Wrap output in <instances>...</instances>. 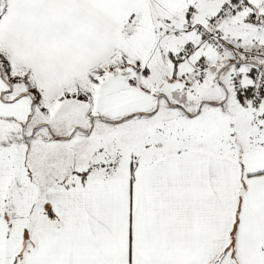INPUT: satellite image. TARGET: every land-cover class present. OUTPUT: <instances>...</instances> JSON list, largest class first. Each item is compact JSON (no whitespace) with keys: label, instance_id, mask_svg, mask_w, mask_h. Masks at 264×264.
<instances>
[{"label":"snow or ice","instance_id":"6c2138e0","mask_svg":"<svg viewBox=\"0 0 264 264\" xmlns=\"http://www.w3.org/2000/svg\"><path fill=\"white\" fill-rule=\"evenodd\" d=\"M0 264H264V0H0Z\"/></svg>","mask_w":264,"mask_h":264}]
</instances>
